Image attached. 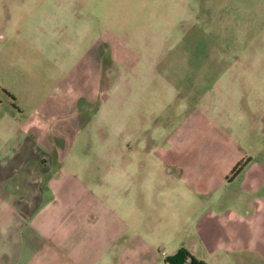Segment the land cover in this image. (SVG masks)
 <instances>
[{"label": "crops", "instance_id": "crops-1", "mask_svg": "<svg viewBox=\"0 0 264 264\" xmlns=\"http://www.w3.org/2000/svg\"><path fill=\"white\" fill-rule=\"evenodd\" d=\"M85 63L53 79L55 92L27 90L28 110L13 96L14 123L0 127V264H159V245L191 238L202 263L254 249L264 264V104L230 124L190 110L154 142L116 94L94 111Z\"/></svg>", "mask_w": 264, "mask_h": 264}, {"label": "rangeland", "instance_id": "rangeland-1", "mask_svg": "<svg viewBox=\"0 0 264 264\" xmlns=\"http://www.w3.org/2000/svg\"><path fill=\"white\" fill-rule=\"evenodd\" d=\"M84 61L94 111L103 94L111 109L116 94L122 108H136L138 125H150L144 135L154 142L193 109L209 118L219 110L230 124L246 107L252 118L264 104V0H0V127L14 123V95L28 110L27 90L55 92L52 80L73 66L75 76L86 73ZM104 121L108 137L113 119ZM191 239L175 251L172 242L159 245V264L181 249L198 260L201 244ZM237 256L242 261L216 255L204 264L263 263L254 249Z\"/></svg>", "mask_w": 264, "mask_h": 264}, {"label": "trees", "instance_id": "trees-1", "mask_svg": "<svg viewBox=\"0 0 264 264\" xmlns=\"http://www.w3.org/2000/svg\"><path fill=\"white\" fill-rule=\"evenodd\" d=\"M237 168L232 170L234 174ZM170 264H204L188 255L184 250H179L173 257L165 259Z\"/></svg>", "mask_w": 264, "mask_h": 264}]
</instances>
